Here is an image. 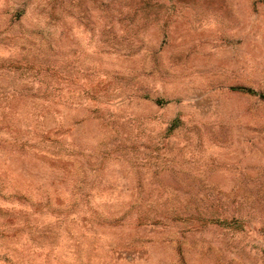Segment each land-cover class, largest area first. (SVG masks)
I'll use <instances>...</instances> for the list:
<instances>
[{"label":"rangeland","instance_id":"rangeland-1","mask_svg":"<svg viewBox=\"0 0 264 264\" xmlns=\"http://www.w3.org/2000/svg\"><path fill=\"white\" fill-rule=\"evenodd\" d=\"M260 95L264 0H0V264H264Z\"/></svg>","mask_w":264,"mask_h":264},{"label":"trees","instance_id":"trees-1","mask_svg":"<svg viewBox=\"0 0 264 264\" xmlns=\"http://www.w3.org/2000/svg\"><path fill=\"white\" fill-rule=\"evenodd\" d=\"M240 92H244V93H249V94H252V95H257L256 92H254L253 90L251 89H247V88H239L238 89ZM261 99L264 100V95H260Z\"/></svg>","mask_w":264,"mask_h":264}]
</instances>
